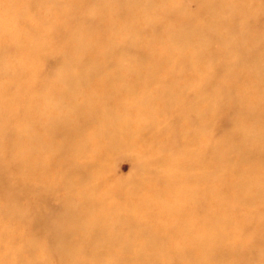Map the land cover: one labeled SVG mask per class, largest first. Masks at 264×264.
Listing matches in <instances>:
<instances>
[{
  "label": "bare ground",
  "instance_id": "obj_1",
  "mask_svg": "<svg viewBox=\"0 0 264 264\" xmlns=\"http://www.w3.org/2000/svg\"><path fill=\"white\" fill-rule=\"evenodd\" d=\"M194 1L0 0V264H264V0Z\"/></svg>",
  "mask_w": 264,
  "mask_h": 264
},
{
  "label": "rangeland",
  "instance_id": "obj_2",
  "mask_svg": "<svg viewBox=\"0 0 264 264\" xmlns=\"http://www.w3.org/2000/svg\"><path fill=\"white\" fill-rule=\"evenodd\" d=\"M186 8L187 10L191 11V12H195L197 10V3L194 0H189V2H187L186 4ZM2 31H0V44L4 50V54L2 55V57L5 59V61L14 56L16 53V45L13 43V38L17 35V34H12L10 32V35H7V37L3 34H1ZM98 61H103V58L101 56H96L95 58ZM58 66V62L56 60H48L45 61L43 63V69L47 72L55 69ZM42 69V66H41ZM49 78V74H46ZM47 76H44L43 78H41V80L45 83L47 80H49V78ZM24 108V106L22 104L19 105L18 109H22ZM226 122L220 121V123L217 125L216 128V134H219L221 132H223L226 129ZM12 126V125H11ZM81 129H85L84 126H80ZM3 143V142H2ZM138 160H140L138 158ZM137 160V156L135 153L127 150V149H119L114 153V157L112 160V166H111V170L113 175L119 179L121 182L126 183L130 178H132L133 176H137V178H146L148 175H150V171H148V169L143 168L144 166H142L143 164L140 163ZM49 182L51 181L50 179L48 180ZM41 185H42V181L36 180L34 181L33 184V198L35 200H33V204H32V208H34L36 211H43L42 208L46 207L47 209L49 208V210H47L46 212L43 211L44 213V218L48 221V222H52V225L50 224V227L45 226L44 225V230L42 232L39 233V236L37 237L41 244L44 245L48 251H54V247L51 245L53 243V241L51 240V236L55 235L57 233V231L64 229V225L60 226V227H56L53 224V220H55V218L57 216L60 215L61 213V205H59V200L57 198H47L45 196H37L35 197V193L41 189ZM128 188L127 186L124 187V191H127ZM85 197L83 195H75L72 198L71 203L75 206H80L81 204L84 203ZM24 207H29L28 203L26 201H24ZM29 209V208H26ZM255 215L253 213H249L246 216L247 221H254L255 219ZM14 225L16 223H13ZM18 228H23V226H17ZM249 230H252V228H250ZM34 233V232H33ZM52 234V235H51ZM181 233H174L171 235L170 237V241L171 243L173 242L174 244H181L180 242L182 241V239L180 238ZM185 241H183V246ZM22 246V243L19 242L18 244L15 245L14 248H2L3 253H5L6 255H10L12 254V252H14L15 248H19ZM50 261H47L45 259L42 260H37L35 263L33 262V264H65L62 260L58 259L55 255L50 254ZM256 259L258 261L264 260L263 257V249L258 250L256 253ZM261 259V260H260Z\"/></svg>",
  "mask_w": 264,
  "mask_h": 264
}]
</instances>
